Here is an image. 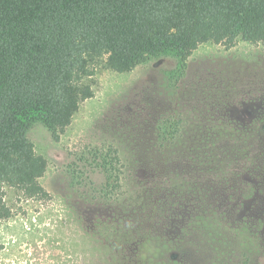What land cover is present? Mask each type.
<instances>
[{
    "label": "rangeland",
    "instance_id": "374dc122",
    "mask_svg": "<svg viewBox=\"0 0 264 264\" xmlns=\"http://www.w3.org/2000/svg\"><path fill=\"white\" fill-rule=\"evenodd\" d=\"M93 77L58 138L26 125L49 198L5 187L0 264H107L132 239L144 255L170 241L195 264H264V43H202L184 66L171 50L126 72L100 60Z\"/></svg>",
    "mask_w": 264,
    "mask_h": 264
},
{
    "label": "trees",
    "instance_id": "16d2710c",
    "mask_svg": "<svg viewBox=\"0 0 264 264\" xmlns=\"http://www.w3.org/2000/svg\"><path fill=\"white\" fill-rule=\"evenodd\" d=\"M238 38L264 43V0H0V220L12 215L5 187L49 198L39 181L47 160L26 125L41 120L58 138L93 95L98 61L126 72L148 53L171 50L184 66L200 44L229 48ZM119 161L109 147L103 164L112 193L121 187ZM129 244L122 250L131 253L107 264H195L170 241L154 255H144L137 239Z\"/></svg>",
    "mask_w": 264,
    "mask_h": 264
}]
</instances>
